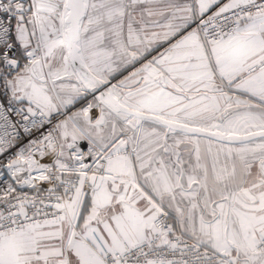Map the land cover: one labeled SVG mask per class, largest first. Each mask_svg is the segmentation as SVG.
Returning a JSON list of instances; mask_svg holds the SVG:
<instances>
[{"label": "snow or ice", "instance_id": "snow-or-ice-1", "mask_svg": "<svg viewBox=\"0 0 264 264\" xmlns=\"http://www.w3.org/2000/svg\"><path fill=\"white\" fill-rule=\"evenodd\" d=\"M0 264H264V0H0Z\"/></svg>", "mask_w": 264, "mask_h": 264}]
</instances>
